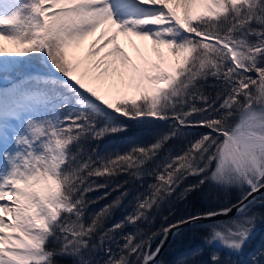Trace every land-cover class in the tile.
<instances>
[{"label":"snow or ice","instance_id":"1","mask_svg":"<svg viewBox=\"0 0 264 264\" xmlns=\"http://www.w3.org/2000/svg\"><path fill=\"white\" fill-rule=\"evenodd\" d=\"M120 37L146 51L133 58ZM124 121L170 127L123 151L85 147L126 131ZM178 136L183 147L161 157ZM121 173L154 182L111 227L127 192L86 219V194L106 186L96 178ZM189 176L199 183L181 197L206 182L240 195L159 233H123ZM262 190L264 0H0V264H155V236L233 209L204 239L239 254L264 222ZM240 264H264V248Z\"/></svg>","mask_w":264,"mask_h":264},{"label":"trees","instance_id":"2","mask_svg":"<svg viewBox=\"0 0 264 264\" xmlns=\"http://www.w3.org/2000/svg\"><path fill=\"white\" fill-rule=\"evenodd\" d=\"M211 83V81H209ZM127 124L126 131L116 133L114 135L105 136L99 141H88L86 148L99 147L100 154H107L115 149L123 151L129 146L130 141L139 144H149L155 139L167 132L170 127V122H155L148 125L139 126L132 121H124ZM185 132L198 134L206 131L205 129H185ZM185 138L183 136L173 137L165 143L160 155L163 157L169 151L175 152L183 147ZM151 167V164H149ZM199 177L189 176L178 186L175 193L167 197L160 203L158 207L149 210L148 220L140 221L136 225L125 224L123 233L142 231L145 234L159 233L162 227L167 226L169 223H175L177 220H182L189 215H195L208 210H217L222 207H227L229 204L223 201V194L217 193L214 185L211 182H206L199 185V187L186 193L183 197L180 193L184 188L190 184H198ZM98 184L106 185L94 191L87 193V197L91 203L87 206L86 219L105 207L111 204L121 192H127L128 195L122 200L120 206L114 208L104 223L106 227H111L124 219L127 212L132 210L135 203V196L137 193H146L148 185L153 183L151 177L145 176L142 180L134 179L127 174H119L110 179L96 178ZM119 186V187H118ZM210 197L214 198L210 199ZM237 197H231V202H236ZM264 200V194L256 199L255 210L264 209V205L260 201ZM231 205V204H230ZM264 213V211H262ZM261 228L264 232V224H257L256 228ZM118 234L117 238H119ZM208 234V229L201 225H192L181 230L173 239L168 243L165 250L159 256L155 263L159 264H210V257L213 252H218L221 258V264H240V262H247L251 254L257 252L259 249L264 248V238L252 237L245 246V249L239 253H230L228 250L217 247L216 245H208L205 243V236ZM256 234V235H257ZM264 235V233H263ZM161 234L155 236L151 242L152 248L158 245ZM256 238V240H255ZM259 239V240H258ZM114 246V244H113ZM57 264H73L72 257H57Z\"/></svg>","mask_w":264,"mask_h":264},{"label":"water","instance_id":"3","mask_svg":"<svg viewBox=\"0 0 264 264\" xmlns=\"http://www.w3.org/2000/svg\"><path fill=\"white\" fill-rule=\"evenodd\" d=\"M263 192H264V190H262V192L261 193H257V194H254L255 195V198H257L258 196H260L261 194H263ZM251 199V198H250ZM236 203V202H235ZM235 203H233V204H235ZM233 204H231V205H233ZM230 205V206H231ZM230 206H228V207H230ZM236 215V211H235V209H233V211L231 212V213H229V215L228 216H217V217H214L213 218V220H221V219H225V218H229V217H232V216H235ZM213 220H199V221H196V222H193V223H187V224H182V225H180V227L178 228V229H173V231H171V232H169L168 234H167V236L165 237L164 235H162L161 234V238H160V240H159V243H158V245H160L161 244V241H163V243H162V245H161V247H160V251H159V253H158V255L155 257V260L157 259V258H159V256L162 254V252L165 250V248H166V246L168 245V243L170 242V240L180 231V230H182V229H184V228H187V227H190V226H192V225H195V224H199V223H204V222H210V221H213ZM172 224H174V223H172ZM258 230H256V232H257ZM255 232V233H256ZM159 235V234H158Z\"/></svg>","mask_w":264,"mask_h":264},{"label":"rangeland","instance_id":"4","mask_svg":"<svg viewBox=\"0 0 264 264\" xmlns=\"http://www.w3.org/2000/svg\"><path fill=\"white\" fill-rule=\"evenodd\" d=\"M36 67H41L38 63L36 64ZM135 123V122H134ZM136 124V123H135ZM139 126H143V125H139ZM91 141V140H90ZM91 146H92V148H95L92 144H91ZM85 147H88V145L87 146H85ZM90 149V148H89ZM213 184V183H212ZM214 185V184H213ZM214 188H215V190L217 191V193H219V194H223L224 196H223V201L227 204H232V203H234V202H231V197H239V195H240V193H239V191L238 190H235V189H230V190H227V191H225V190H223V189H221V188H219L218 186H216V185H214ZM210 199H213L214 200V198H212V197H210ZM229 204V205H230ZM261 204V203H260ZM255 211H257L258 213H263L262 211H264V209H259V211L258 210H255ZM231 217H229V218H225V219H221V220H228V219H230ZM213 221H210V222H204V223H199L198 225H201L202 227H206L207 228V225H209V224H211ZM258 224H264V222H258ZM183 230V229H182ZM181 231V230H180ZM179 231V232H180ZM178 232V233H179ZM264 233V232H263ZM263 233L261 232L260 234H257L256 235V238H259L260 237V239L261 238H264V235H263ZM256 238H255V240H256ZM259 240V239H258ZM215 245V244H214ZM218 247H220V246H218ZM220 248H222V247H220ZM223 249H225V248H223ZM244 249H245V247H244ZM243 249V250H244ZM225 250H227V249H225ZM157 260V259H156ZM156 260H155V262H156ZM155 264H159V263H155Z\"/></svg>","mask_w":264,"mask_h":264},{"label":"bare ground","instance_id":"5","mask_svg":"<svg viewBox=\"0 0 264 264\" xmlns=\"http://www.w3.org/2000/svg\"><path fill=\"white\" fill-rule=\"evenodd\" d=\"M135 46L132 43L126 42L124 37H120L121 45L125 48L130 56L137 58L139 55L143 54L146 50L142 41L137 38H132ZM87 43V42H85Z\"/></svg>","mask_w":264,"mask_h":264}]
</instances>
